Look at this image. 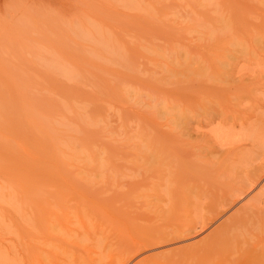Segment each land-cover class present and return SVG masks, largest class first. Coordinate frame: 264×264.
<instances>
[{"label": "rangeland", "instance_id": "1", "mask_svg": "<svg viewBox=\"0 0 264 264\" xmlns=\"http://www.w3.org/2000/svg\"><path fill=\"white\" fill-rule=\"evenodd\" d=\"M256 1L78 0L74 22H68L65 15L55 16L49 12L56 19L40 23L41 17L34 18L33 11L48 6L46 1L24 0L22 9L33 10L30 12L32 17H26L19 12L22 7L19 0H0V240L5 239L4 243L0 241V249L6 250V243L15 229L26 227L36 233L30 239L32 250L28 258L31 259L21 258L23 264H39L45 252L58 257L56 260L60 264H83L80 257L87 260L81 254L84 251H89V260L93 258L91 264H101L100 257L108 262L113 256L116 261V258L128 255L126 250L130 248V244L127 245L130 240L134 241L140 235L151 237L156 229V246L141 243L144 247L141 254L149 256L146 264L149 261L156 264L245 262L243 255H233L227 261L221 259L217 254L219 246L212 244L215 235L212 230L222 222L225 214L205 225L199 224L203 216L194 211L188 200L181 202L184 198L181 189L197 191L191 170L193 162L201 165L199 157L205 158L203 144L215 146L209 131L216 127L218 119L195 122L191 104L194 99L201 100L199 91H204L212 77L220 74L224 67L220 60L224 57L222 51L211 54V45L230 40L228 43L232 47L239 41V37L231 33L238 18L250 21L249 39L259 35L256 24L260 23L264 28V21L259 18L258 23L248 10L249 4ZM240 31L246 35L245 30ZM19 33H22L20 39L13 40V35ZM263 63L244 64L264 70ZM67 84L77 85L82 98L70 97ZM262 90L264 87L256 95L260 96ZM253 99L256 98L250 100L244 96L239 105L240 112L249 115L251 120L259 113L260 120L264 121L262 103L257 112H251ZM33 106L34 112H30ZM14 107L17 108L14 110ZM24 109L40 126L32 132L27 131L32 123L29 113L26 117L17 114ZM25 118L26 122H19ZM243 126L244 129L247 127ZM238 127L235 126L227 137L233 139L232 136H236L237 139L247 135L241 129L243 127ZM248 141L244 143L247 149L251 146ZM213 148L210 157L219 155L216 146ZM249 153L254 154V150ZM11 161L21 163L16 165ZM231 164L230 157L224 156L220 166L228 171L233 169ZM141 180L144 182L134 188L132 184ZM112 192L119 194L122 202H109ZM202 192L204 198L220 197L218 189ZM155 197L156 216L154 211L151 213L143 208L145 205L140 206L146 198L148 208L155 202ZM14 202L22 204L14 210ZM171 204L175 206L173 210ZM157 206L161 207L159 211ZM182 206L187 215H173L174 209L177 211ZM56 209H59L58 217L52 219L50 215ZM9 210L14 211L11 221ZM136 212H139L138 216ZM204 212L207 213L200 210V214ZM144 213L148 216L142 217ZM102 217L108 220L104 225L100 224ZM181 220L184 222L179 225H188L189 233L186 232V237L174 238L171 230ZM111 221L116 222L110 225ZM137 224L140 229L136 231L134 226ZM45 227L58 238V235H66L63 242L67 250L70 249L69 253L75 248V254L68 259L66 247H52L49 246L51 243L44 246L46 240L42 242L41 232ZM256 231H261L260 235L254 232L257 241L250 243L264 238V230ZM35 236L38 239L34 242ZM98 237L109 243L114 238L118 242L114 244L113 241L112 245L104 242L105 248L100 253ZM123 239L124 244L120 241ZM115 248L120 253L117 254ZM124 249L125 252H121ZM43 264L48 263L43 260Z\"/></svg>", "mask_w": 264, "mask_h": 264}, {"label": "bare ground", "instance_id": "2", "mask_svg": "<svg viewBox=\"0 0 264 264\" xmlns=\"http://www.w3.org/2000/svg\"><path fill=\"white\" fill-rule=\"evenodd\" d=\"M19 1H20V4L22 5V7L20 6V8H19V12L24 13L26 15V17H28V16L32 17V13H30V12H32L33 10L30 12L25 11L26 9H22L23 4H24V0H19ZM41 1L42 2L46 1L45 3L46 4L48 3V6L47 5H45V7L41 6L40 8H38L36 10L34 9L35 11H33L34 12L33 13L34 18L41 17L38 19V21L40 23H45L47 20L51 21L49 19H52V18L54 19L55 16H57V15L61 16V14L65 15L66 20L69 19L68 22H70V23L74 20V16L76 15L75 7L77 6L78 0H40V2ZM46 6L48 7L49 11L46 9L47 8ZM31 9H32V7H31ZM248 10H249L250 15L253 18H256L257 20L260 18V20H262V22L264 21V0H257L256 2L249 4ZM49 12L51 14L53 12V14L55 16H52ZM48 13L51 16H49ZM37 15H39V16H37ZM59 16H58V18H59ZM55 19H56V17H55ZM88 19H89V17H88ZM258 23H259V20H258ZM259 24H256V31L258 32L259 35L255 36L254 39H253V37L249 39L247 36H249V32H250V29H249L250 21L247 18H238L237 24H235L233 26L231 33H232V35L239 37V41H235V43H233L232 47L229 45L230 42L228 43V41H230V40L222 41L219 43H212V45L210 44L211 45V54H214V52L217 50L222 51L221 55H223L224 57H222L221 55L220 56L224 60H222L221 58H220V60L222 62H224V67L221 68L220 74L212 77L211 81L208 83V85H206L204 91L202 90L203 93L201 91H199L200 93L198 94V92L195 90L196 94H198L199 96L201 95L200 96L201 100L198 99L199 101H196L194 99L195 102H194V100H193V102L195 104L193 102L191 104H192V114L196 115V117H194L195 122L197 121L198 123H202L203 120L207 121V122H211V121H214L215 119H218V123L216 124V127H214L213 129H210L209 135L211 134L213 136V138H212L213 143H215L214 145L216 146V150L219 153V155H213L212 157H210L209 154L212 153V151L214 150L213 147H215V146L203 144L202 147H204V148H203L202 152L204 153L205 158L201 159L202 156L199 157L201 160L198 159V161L201 162V165L193 162V166L191 168V170H193V179L197 184L195 186L197 191H195L194 188H192L191 190L188 188H186L185 190L181 189V193H182L181 196L184 197L183 200H181V202L183 203L185 200L186 201L188 200L189 205L193 206L194 211L199 213L200 216L201 215L203 216V219H201L202 221L199 219L201 221V223H199V224L205 225V224L210 223L211 221H214L215 219H217L220 214H225V215L227 214L226 216L224 215L222 222H219L220 224L216 228L214 227V229L212 230L215 233V235H213L214 237H212L213 238L212 244L219 246L217 249V252L218 251L219 252L217 254H218V256H220L221 259H223V260L225 259V261H227L228 258L233 256V255H236V256H239V255L242 256L243 255V257L246 258V261L243 262L242 264H264V238L263 239L260 238L259 242L254 241V242L250 243L251 240L257 241V239H255V237H258V236H257V234L254 233V232H256V233L259 232V231L258 232L256 231L257 229H262V231L264 230V121L260 120L261 116L259 115V113L256 114L255 119L251 120L249 115L242 114L240 112L241 109L239 107L244 96H246L247 99H250V100H252V98H254V97L256 98L255 100L253 99V102H255V101L256 102L255 103L252 102L250 104V109L252 110L251 112H253V111L257 112V108L261 107V105L259 106V103H262L264 105V91L262 90L263 93H261V95L259 94L260 96L256 95L258 90L264 87V81H262V78H264V70H260V69L255 70V69L246 67L244 64L245 62H253L254 64H262V62H264V35L262 34V33H264V28H262V26ZM260 26H261V28L259 30ZM35 27H36V23H35ZM240 30H245L246 35L242 34ZM91 33H92V31H91ZM21 35H22V33H19L18 35H13V40L14 39H20ZM102 45H104V44H102ZM218 45H221V47H218ZM38 46L40 47V45H38ZM3 47H5V46H3ZM41 47L44 48V45H41ZM233 59H234V61H233ZM153 61H152V63H153ZM76 75H77V73H76ZM67 85H68V90L70 92L69 93L70 97H74V99H75V97L81 96V98H82V94L79 93V87L77 85H75V84L74 85L67 84ZM64 100L66 102V99H64ZM257 100H260V101H257ZM25 103L28 104V102H25ZM17 107H14V110ZM11 108H13V107H11ZM34 108H35L34 106L31 109L29 108L30 109L29 111L32 112L34 110ZM36 109H38V108H36ZM29 111L27 112V110L24 109L23 110L24 113L22 112V113H17V114L20 115L19 117H22V116L26 117L25 116L26 113H29V121L32 123H31V128H27V131L32 132L33 130L37 129V126L38 127H40V126L37 125L36 122H33L34 119L31 120V118L33 116H30ZM38 111L39 110H37L36 112H38ZM14 112H16V111H14ZM1 115H3V114H1ZM38 115H39V113H37V116ZM192 118L193 117H191V119ZM21 120L23 122L24 121L26 122L27 119L26 118L20 119L19 122H22ZM30 122H28V123H30ZM20 124H23V126H27V127L29 125L26 123H20ZM243 125H246L247 127L244 129ZM235 126H240L238 128L243 127L241 129L245 131L244 134L247 132L246 133L247 135L246 136L244 135V137H242V138H240L241 137L240 136L237 139L235 138L236 136L235 137L232 136L233 139H230L229 137H227L228 133H230L231 130L233 128H235ZM204 136H206V135H204ZM246 140H249L248 142L251 145L249 149H247L244 146V143ZM42 145H44V144H42ZM200 150H201V148H200ZM250 150H252V151L254 150V154L249 153ZM224 156L230 157L231 162H232L231 166L233 168L232 170H228L229 168H227L228 171L221 169L222 167L220 166V164H221V160ZM193 157H197V156H193ZM16 158H18V157H16ZM19 160H20V157H19ZM153 160H154V164L156 165V156L153 158ZM224 160L226 163V159H224ZM222 162H224V161H222ZM14 163L16 164L17 162L13 161L12 164H14ZM19 163H21V162H19ZM234 163H235V165H234ZM18 164H16V165H18ZM15 170H16V168H15ZM141 182H144V181L141 180L140 182H135L132 185L135 188V185L138 183L140 184ZM166 186H167V182L164 184V187H165L164 189H166ZM154 187H155V196H156V186H154ZM159 187H160V185H159ZM254 188H256V189L254 190ZM206 189H208V191H214V190L218 189L219 193H220V197L218 198L217 195H214V196L211 195V197L204 198L205 194L203 195L202 191H205ZM253 190H254V192H252ZM113 194H115V192H112L110 194V196H112V197H110V198L108 197L109 199H112L109 202H112V203L113 202L117 203L119 201L122 202V200L120 198H118L119 194L118 195H116V194L113 195ZM143 195H146V194L144 193ZM208 195L209 194H207V196ZM154 200H155V202H153ZM154 200L151 201L153 203L148 205V208H147L146 204L148 203V200L146 198H144L143 201H145V203L141 204L140 206L143 207L145 205L143 208H145L146 210L148 209L149 212H151V213H152V211H154L153 214H154V216H156V197L154 198ZM164 201H167V200H164ZM21 204H22L21 202L18 204H15V202H14L13 203V209L16 210L17 207L21 206ZM106 204H104V205H106ZM109 204H111V203H109ZM111 205H113V204H111ZM111 205H109V207H110L109 209H111V207H112ZM120 205H122V204H120ZM183 205H185V204H183ZM107 207H105V210H109V209H107ZM170 208H172L171 210H173V208H175V206L173 204H171ZM183 208H185V207L182 206V208L178 209L177 211H176V209H174V213L172 212L173 215L174 214L187 215L186 211H184ZM187 208H191V206H189V207L187 206ZM112 209L114 211L115 208H112ZM120 209L121 208H119V210ZM157 209L159 211L161 209V207L159 209L157 206ZM200 210H205L207 213L204 212L203 214L202 213L200 214ZM58 211H59V209H56L55 212L54 211L52 212V214L50 215L52 219H55V216L57 219ZM110 211H112V210H110ZM103 212H105V211H103ZM127 212H129V211H127ZM132 212L129 215L133 216ZM106 213L108 214V212H106ZM114 213H115V211H114ZM197 213H196V215H197ZM13 214H14V211L9 210V213H8L9 221H11L13 219V216H14ZM126 215H128V214H126ZM138 215H139V212H136V216H138ZM74 216H73V218H76ZM136 216H134V218H136ZM146 216H148V215L145 213L142 215V217H146ZM103 217H102V219H100V224H102V225H104V224H106V222H108L107 218L105 220V218H103ZM106 217H108V215ZM113 218H114V216H113ZM119 220H120V218H119ZM126 220H127V218H126ZM128 220H129V218H128ZM113 222H116V221H111V224L110 223L109 224L112 225ZM117 222H118V220H117ZM130 222H132V221H130ZM181 222H184V221L181 220L180 223H178V225L175 226L174 230H171L172 235L175 234L174 238L186 237V232L189 231L188 225H179V224H181ZM120 223H122V222H120ZM114 224H116V223H114ZM110 225H109V228H110ZM132 225H133V223H132ZM130 226L131 225H129L128 227H130ZM16 227H17V223L15 222L14 228H16ZM113 227H116V225ZM113 227L111 229H114ZM120 227H121V225H120ZM132 227L133 226H131V228ZM134 227H135V230L140 229L139 224H137ZM200 227H202V226H200ZM123 228H125V227H123ZM43 229L44 230H42V232H41L42 233L41 237H43V239H42L43 243H44V240H46V242L44 243V246L48 245V243L49 244L51 243L53 245L50 244L49 246H52V247H54V246L56 247L58 245L63 247V248L66 247L64 242H63L64 237L66 235L63 237H62V235H58L59 238L61 237L59 239L57 237V234H55L54 232L52 233V230H50L51 232L49 233L47 227H45ZM117 229L118 228L116 227L115 230L117 231ZM36 230H38V229H36ZM102 230H103V228H102ZM102 230H100L99 232H101ZM121 230H123V229H121ZM14 231H15L14 235L12 237H10L9 241L6 243V246H7L6 250H4L2 248L0 249V254H1L0 264H23L22 263L23 257H26L27 259H31V257L28 258L30 251L32 250L30 242L32 240V237H34V233H36V232H34V230L26 229V227H20V228L15 229ZM154 231H155V233L151 237H150V235H140L137 237L129 236L132 239L135 237L134 241L130 240V238H129L130 241L127 243V245L129 246V244H130V248L129 249L126 248L127 250L126 249L121 250V252L122 251L125 252V250L128 251V255L125 254L124 257L120 256L119 258H116V261L113 260L114 259L113 258L114 256H113L112 260L108 261V262L106 260H102L100 257L98 259L99 262H101V264H129V263L130 264H146V261H147L149 256L141 254L142 251L144 250V247L141 245V243L142 242L145 243L146 246H156V229ZM109 232L113 233V231H110V229H109ZM260 232L258 233L259 235H260ZM67 233H70V232H65V233L63 232V234H67ZM95 233H96V231L94 232V234ZM101 233L105 234V233H103V231ZM123 233H125V231H123ZM123 233H122V235H123ZM126 233L128 234L129 232H126ZM114 234H115V232H114ZM116 234H117V232H116ZM178 234H180V235H178ZM254 234L256 236H254ZM263 234H264V231H263ZM105 235H107V233ZM120 235H121V233H120ZM129 235H131V234H129ZM125 236H127V235L125 234ZM94 237H95V235H94ZM120 237H118V238H120ZM100 238L97 239L98 240L97 241V248H98L100 253H103L102 248H105V247H103V244H104V242H108V241H102V239H100ZM110 238H109V240H110ZM35 239H38V237L36 238V236H35L34 242L36 241ZM124 239L120 240L121 243H123L122 241L126 240V239L125 240ZM52 240H54L55 242H52ZM0 241L2 243H4L5 239H1ZM113 241H114V244H115V241L118 242V240H116L115 238H114V240H112V242ZM38 242H36V243H38ZM2 243H1V245H2ZM111 243H109V244L112 245L113 243L112 244ZM63 244H64V246H63ZM95 244H96V242H95ZM37 246H40V245H37ZM84 246H85V244H84ZM115 246L117 247V245H115ZM119 246L120 245L118 244V247ZM42 247H43V245H42ZM87 247H88V245H87ZM108 247H109V245H108ZM123 247H125V245H123ZM35 248L37 249V247H35ZM39 248H41V247H39ZM117 248H115L114 250H116ZM67 249H68L67 247L64 249V251L67 253L66 254L67 257L71 256L72 253L75 254L74 253L75 248H74L73 252L71 251L72 253H69L70 249L69 250H67ZM71 249H72V247H71ZM118 249H120V248H118ZM118 249L116 250L117 254L120 253V251H118ZM38 250H40V249H38ZM48 250H50V249H47V251ZM34 251H32V252L35 254ZM50 251H52V250H50ZM45 253L43 254V252H42V254L44 255V257H42V258L46 263H48V264H60L56 260V259H59L58 257H56L53 254L48 255V252L46 254ZM61 253H63V251ZM110 253H112V252H110ZM187 253H189V251H187ZM81 254H83L84 257L85 256L87 257V260L85 259L84 261H83L84 258L82 256L80 257L82 259L81 261L84 262L83 264H91V262L94 261V260H92L93 258H91V260L88 259L89 255H90L89 251L88 252H85V251L81 252ZM2 255H3V257H2ZM101 255L99 254V256H101ZM109 256H111V255H109ZM243 257H242V260H243ZM68 259H69V257H68ZM94 259L96 260L97 258H94ZM43 260L39 261V264H43ZM30 261L31 260H29V262ZM79 262L80 261H78V263ZM80 264H82V263H80ZM148 264H156V262L152 261L150 263V261H149Z\"/></svg>", "mask_w": 264, "mask_h": 264}]
</instances>
